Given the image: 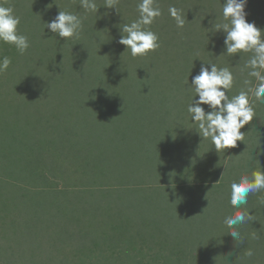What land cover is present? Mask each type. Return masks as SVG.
<instances>
[{
	"label": "rangeland",
	"instance_id": "obj_1",
	"mask_svg": "<svg viewBox=\"0 0 264 264\" xmlns=\"http://www.w3.org/2000/svg\"><path fill=\"white\" fill-rule=\"evenodd\" d=\"M159 1L154 2L155 7L160 5L159 8L168 11L175 7L183 13L185 24L180 31L187 26L189 34L182 36L177 32L176 38L170 33L171 38L166 42L169 36L164 33L166 29L160 27L162 19L158 16L151 25L144 26L146 30L162 34L157 49L138 58L122 57L125 50L121 48L118 54L115 46L98 49L93 58L100 66L106 58L111 63L121 58L120 72L109 71L116 75L113 80L120 79L124 75L122 72L129 69L131 76L125 75L127 81H124L128 83H121L122 87H109L108 83L93 85L88 82L91 75H87L86 85H72V80L82 74L73 70L65 74L60 72L62 82L58 84L53 70L57 63L52 60L44 63L46 68L41 67V71L35 73L38 78L33 85L25 83L30 71L29 65L21 62L25 52L21 54L15 45L0 41V59L8 57L11 61L8 69L0 72V182L6 183L0 185L1 264H79L81 258H89L88 253L92 260L82 261V264H125L126 256L116 258V251L124 250L121 240L129 234L136 237L134 244L143 245L140 254L144 255L143 264H173L162 257L161 261H152L158 252L172 257L171 250L176 254L190 251L192 257L197 244L205 248L203 254H210L206 264H236L233 260L242 263L244 256L249 261L245 264H258L262 260L260 254H264V247L252 235L249 234V239L244 236L243 231L249 232L245 223L237 226L243 242L234 239L230 242L226 231L231 229L223 223L226 216L234 214L230 206L211 205L208 192L220 182L214 166L202 170L195 167L193 174L190 173L193 177L181 184L175 180V177L179 179L178 173L172 172L175 170L172 153L181 154L180 149L174 148L178 143L185 145L181 138L177 142L172 138L187 133V128L180 123L191 119L187 106L195 93L189 85L190 74L196 75L201 63L209 59L203 52L216 48L217 41L224 39L222 31L209 35V28L213 30L212 26L221 23L218 16L222 15L224 0ZM121 2L119 0L116 9L105 8L100 2L99 15L86 11L80 4L75 5V9L91 12L104 20L115 18L116 27L124 28L123 24H128L126 18H132L136 12ZM12 3L13 0H0V5L5 7L10 4L12 7ZM49 7H41L43 13L35 25L47 24L44 11ZM217 10L221 13L214 12ZM245 11L246 20H253L264 31V0H247ZM52 13L57 15L55 9ZM138 14L133 17L135 21L139 19ZM211 15L217 18L212 19ZM82 38L81 49L84 50L89 41L85 36ZM195 40L200 43L198 50L187 48L191 42L196 44ZM70 42L72 39L67 38L55 45L59 46L57 51L65 53L60 59L66 58L67 63L77 60ZM46 47L48 45L40 46V49ZM85 52L89 54L87 49ZM109 54L111 56L107 57ZM42 55L45 54L38 52L33 58ZM79 56L85 64L90 63L88 56L82 53ZM164 57L166 61L162 60ZM56 59L58 62V57ZM142 60L150 65L160 62L157 87L149 85L152 77L149 73L133 72L134 63ZM79 67L84 68V64ZM20 77L24 87L20 86ZM15 164L25 167L22 179L11 178L16 174ZM11 171V176L6 177ZM191 187L204 189L201 203L198 201L202 191H193ZM58 203L62 209L55 210L53 206ZM13 219L19 222L26 219L28 230L19 223L15 228ZM137 229L141 236L135 235ZM79 230L89 232L88 235L92 230L94 235L83 240L77 237ZM143 231L147 233L144 235ZM151 231L154 232L151 234ZM27 235L34 242H43L42 249L32 247L31 263L25 257H18L19 249L24 247L20 242H26ZM34 242L31 243L36 244ZM48 243L56 245L48 249ZM92 247L96 253L90 251ZM249 249L253 253L251 256L246 255ZM241 250L245 252L240 259ZM234 252L238 259L233 258ZM183 264H193V260L188 258Z\"/></svg>",
	"mask_w": 264,
	"mask_h": 264
},
{
	"label": "trees",
	"instance_id": "obj_2",
	"mask_svg": "<svg viewBox=\"0 0 264 264\" xmlns=\"http://www.w3.org/2000/svg\"><path fill=\"white\" fill-rule=\"evenodd\" d=\"M95 2L98 6L100 2L105 3V0H95ZM140 2H141L140 0H137V1L136 0H123L121 3L122 4L124 3V6L128 5L129 8H133L134 11L137 13L138 12L137 5ZM154 2L160 3L159 0H154ZM30 4H33V7H30L29 6ZM77 4L81 5V0H13L12 8L15 9L14 15H18L20 17V23L17 26L18 34L25 35L28 38V42H29V49L28 51H25V56H23V58L21 59V62L23 61V65L24 64L29 65V68H30V71L27 72L28 77L25 79L26 81L25 83H31L33 85L34 80L38 78V77H35V73L38 71H41L42 69L41 67L46 68L47 66L44 65V63L51 62V60L57 63L55 67L53 68V70L55 71L54 73L57 74L58 84L62 82V78L59 73L62 72L63 74H65L72 70L80 71L82 73L81 75H79V77L76 80H72L71 82L72 85L73 84L86 85L87 79L89 77L87 75L93 76V77H89L90 79L88 80V82L90 81V83L93 85L101 86V83H108L109 87H114V86L122 87L123 84L121 83H128V82H125L124 79H126L127 81L126 76H131L129 69L127 70L125 69L122 72L124 75L120 79H116V80H113L114 78H116V75L109 73L110 70H112L113 73L120 72L118 67H121V65L118 63H120L121 58L113 60L112 63L110 59L106 58L101 62V66L99 64H96L94 62L95 58H93L95 57L97 50L103 48V46H105V48H108V49H111L113 46L117 47L116 50L118 51V54L122 48L123 50H125L124 53L121 55L122 57H126V56L133 57L130 53V50L126 48L123 44L119 43L120 36L127 35V34L122 31L123 28L116 27L117 23H116L115 18H112L110 20H106V19L104 20L102 17H97L91 14V12H86V11L83 12L82 10H76L75 5ZM45 6L47 7L50 6L48 10L45 9L44 11L46 13L47 22L55 18L56 15L52 13L54 9L56 10L57 14L59 11H67V12H73L81 17L82 29L80 30L79 35L68 38L69 40L72 39V42H70L72 43V47L70 48H71L72 53L73 51L76 52V54H74L75 55L74 59L77 58V60H74V61L72 60L69 63H67L66 58L60 59V56L63 57L65 53L62 55L61 50L57 51L59 46H55V45L62 44L63 41L67 38L59 37L58 34L49 31L46 25L40 26V25L34 24L36 22H39L41 18L40 17L41 13H43L42 9ZM98 7H100V5ZM159 9L161 11V15L159 17H161L162 19L160 27L163 29H166L164 33H166V36H169L166 42H168L171 38L170 35H168L170 33L171 35H176L175 36L176 38H177V32H179L180 35L182 36H187L189 34V30L187 32V26L184 27L186 31L185 30H183L182 32L180 31V28L176 26V22L170 16L168 10L162 9V7H160ZM99 11L101 10H98V12ZM214 12L221 13L219 10L214 11ZM136 13L134 14V16L136 15ZM188 14L190 16V12ZM97 15H99V13H97ZM133 17L126 18V21H128V24L132 23V21H135ZM210 17H212V19H215L217 18V15H211ZM218 17L219 19H221V22H224L222 15ZM250 22H253V20H251ZM25 25L26 27H24ZM123 26L125 25L123 24ZM260 29H261V32L263 33L264 31L262 27ZM211 31L212 29L209 28L210 36H212ZM217 33L218 32H216V34ZM155 34H157L158 38L161 40L162 34H158L157 32H155ZM191 34L192 36L194 35L193 32ZM90 35L92 36L91 40H89ZM222 35L224 36L223 32H222ZM82 36L87 37L89 41V46H84L86 47L84 50L81 49V46H83L81 45V41H80L83 39ZM75 37H77V39ZM50 41H51V44H49ZM52 41H54L53 45H52ZM55 41L57 42L56 44H55ZM195 41L197 42L196 44L193 45V42H191V45L187 46V48L197 51L198 50L197 45L200 43L198 42V40H195ZM178 42L182 44V40L180 38L178 39ZM217 42L219 46H217L216 48L214 47L210 48V51H208L207 49L206 51L203 52V53H206L209 57V59L207 58L205 59L206 60L205 63H209V62L213 63L218 68L227 67L232 72L233 78H234L233 85L228 90V95L231 97L233 95H236L240 91H247L249 102L250 104H252L255 110V117H253V119L249 123L245 124L240 129V131L244 133V139L242 141H237V144L235 147H230L225 150L221 149L219 151H217L214 148V145L211 143L210 138L206 139L200 136L199 129H198L196 122L192 121L191 119L182 120L181 121L182 123L180 124H183V126L187 128V133H183L181 136L179 137L177 136L176 138L172 136L173 137L172 141L173 140L176 141L181 138L182 143L185 145L183 146V145H180V143H178V145L174 148L175 150L180 149L181 154H178L177 152L174 154L172 153L173 155L172 156V159H173L172 168L175 169V170H172V172L175 173L176 171L178 173L179 179L175 177V180H176V183L181 184V183L186 182L189 178L193 177L192 175H190V173L193 174L195 167L199 166L200 170H202L203 168H206L207 166L208 167L214 166L215 174L219 176L220 182H217L216 187H212L213 190L210 191V193L208 192V194L211 196V199L209 200L211 202V205L219 206L223 204H228L230 206V209H232L234 213L237 211L249 209L250 214H252L253 221L245 223V225H247L246 227H249L248 228L249 232L243 231V234L247 239H249L248 237L250 235H252L253 237V235L255 234V238H254L256 239L255 241L260 242L262 246L264 247V202H262L264 201V190H261L258 193L249 194L248 203L246 205H242L239 209L234 208L230 204V183L232 181L239 180L240 176L242 175L251 176L252 172L255 170H258L259 168L262 171H264V166L262 165L264 164V102H261L260 100L255 99V97L252 94V91H249V89L254 90L256 85L259 83V81H257L256 78L250 77L248 75L249 70L244 67L246 61L249 59L248 55L251 56L252 53L241 51L238 54L229 55L224 50L223 40L217 41ZM168 44L169 43H167V45ZM44 45H48V47L44 49H40V46H44ZM74 45H77L78 47H73ZM86 49L87 51H89V54L85 52ZM38 52H43L45 55L38 56L37 58H33L34 55H38ZM81 53L89 57L90 59L89 64H85L84 60H82V57L79 56L81 55ZM110 56L111 54H109L107 57H110ZM138 56L134 58H138ZM57 57L59 59L58 62L56 59ZM165 59L167 58L164 57V59L162 60H165ZM81 63L84 64V68L79 67ZM159 63L160 62L156 61L155 64L150 65L149 63H146V60H142V61L134 63V68L132 69H133V72L141 71V72L149 73V76H152L149 79V85L153 87H157V85L160 82V78L158 75L161 73V72L160 73L157 72V70L159 69V66H158ZM101 67H103L105 70L101 69ZM43 72L46 73V71H43ZM151 74H154V75H151ZM193 76L194 75L190 74V80L192 79ZM20 78L22 80V77ZM245 81H248L249 83H245ZM25 83L22 80V84L20 86L24 87ZM203 107L205 108L206 111H208L206 109L207 105H204ZM2 146H4V142L3 144H1V147ZM0 151H1V148H0ZM182 155H183V158H182ZM246 164H249V167H246ZM10 165L12 166L13 163L11 162ZM15 165H16L15 167H17L15 171L16 174L15 176H12L11 178L19 180L20 177L25 174V172L23 171V168L25 167L24 166L20 167L19 164H15ZM12 173L13 171H11L9 174L5 176L9 178ZM120 173H123V171H121ZM229 174H230V177H229ZM28 178L31 179V175L30 176L28 175ZM2 184L4 185L6 183L0 182V185ZM183 187H186V186L184 185ZM215 188H216V191H215ZM190 189H192L193 191L194 190L196 191V189L197 191L198 190L202 191L200 195V201H198L201 203L203 195L205 194V192H203L204 189H202L201 187H196V188L191 187ZM29 202H31V204L34 203V201L32 200H29ZM200 203H199V208H198L199 210L202 207ZM40 206H41V203L39 204V207ZM18 208H19V205L17 208L14 209L13 212L17 211ZM53 208L55 210L56 208L59 210V208H61L60 203H58V206L57 204L53 206ZM138 221H139V218H138ZM17 223L24 225L26 230H28L29 225L26 224V219L23 222H19L16 219H13V226L15 228H18L19 226V224ZM167 224L168 222H166V225ZM136 231H135V235L141 236V232L139 233L138 229ZM90 232L91 234L88 235L89 232H87L86 234L82 230H79L77 231L76 234H77V237H79L80 239L86 240L87 238H89V236L92 237L94 235L92 230ZM152 232L154 231H151V234ZM146 233L147 231L146 232L143 231L144 235ZM23 235H24V232H23V229H21V236ZM133 238H136V237H133V235L129 234L128 236L124 238V240H121V244L122 243L125 244V248H123L124 250L122 251H116V254H117L116 258L119 256V259H121L123 258V256L124 257L126 256L125 264H143L144 255L143 256L140 255L143 252L142 250L143 245L141 243L137 245L134 244L133 242L135 240ZM232 240L233 238L230 236L231 243H233ZM31 242H34L33 238L27 235L26 242L24 243L20 242V244L23 245L24 247L19 249L20 254L18 256V257H25L26 261H28L29 263H31V260L29 259V257L31 256L32 247H38L39 249H42V245H43L42 241L34 242L36 244H33ZM225 243L229 246L228 241ZM121 244L120 246L122 247ZM55 245L52 246V244L48 243L46 247L50 249L51 247H54ZM88 245L92 246V244H89V243ZM61 247L65 248V246H61ZM202 249H205V248H203L201 245L198 247V244H197L193 248L195 253L192 254V257L190 256L191 254L190 251L189 252L183 251V252L176 254V252L171 250L169 253L172 254V257L169 255L163 256L162 254L158 252L156 256L152 258V261H155V260L161 261L160 257H162L164 261H171L173 262V264H183L186 261V259L191 258L193 260V264H206V261H208V257L210 254L208 255L206 253L203 254ZM90 251H93L96 253V250H93V247H92V250ZM237 251H238V248H237ZM244 252H245L244 250L239 251L240 259ZM254 253H256V251ZM108 254L110 255V252H108ZM108 254L106 253V255ZM233 254H234L233 258L238 259L237 254L235 252ZM128 255L131 258L128 257ZM260 255H261L262 260H260L258 264H264V254H260ZM88 257L89 258L84 259V260L81 258V260L82 261L92 260L91 258H93L91 255H89V253H88ZM244 258H243L242 263H241V260L239 263H237V261L235 260L233 261L236 264H243V263L245 264L246 262L248 263L249 261L245 260ZM82 261L80 262L81 264H82ZM158 264H166V263L158 262ZM249 264H252V263L250 262Z\"/></svg>",
	"mask_w": 264,
	"mask_h": 264
},
{
	"label": "clouds",
	"instance_id": "obj_3",
	"mask_svg": "<svg viewBox=\"0 0 264 264\" xmlns=\"http://www.w3.org/2000/svg\"><path fill=\"white\" fill-rule=\"evenodd\" d=\"M119 0H105L103 7L114 8ZM247 0H224L222 18L224 22L217 23L211 31L213 34L224 33V50L229 55L239 52H251L246 61L248 75L256 78L259 83L252 91L255 99L264 102V33L253 22L246 20L245 7ZM82 8L86 11L98 13L95 0H81ZM139 19L126 24L122 31L119 43L130 50L133 57L146 55L149 51L159 47L158 36L144 26L151 25L153 20L161 15L154 0H141L137 5ZM170 16L175 20L176 26L182 28L185 24L183 13L175 7L169 8ZM20 17L14 15L12 7L0 5V41L13 44L23 54L29 47L28 38L17 33ZM49 31L62 38L78 36L82 29V19L79 15L59 11L54 19L47 22ZM11 61L8 57L0 59V72L8 69ZM233 74L227 68H218L213 63H201L199 72L194 75L189 85L194 89V95L187 106L191 120L196 122L199 134L203 138H210L214 148L219 151L235 147L237 141L244 139L240 129L255 117V110L249 102L248 92L240 91L229 96L228 90L233 85ZM245 83H249L245 81ZM208 106V111L203 107ZM264 190V171L260 168L252 172L251 176L242 175L239 180L230 183V204L239 209L248 203L249 194ZM264 202V201H262ZM253 221L249 209L237 211L224 218L223 223L231 231H226L234 240L243 242L237 226ZM255 238V234L253 235ZM249 249L246 255L251 256Z\"/></svg>",
	"mask_w": 264,
	"mask_h": 264
}]
</instances>
